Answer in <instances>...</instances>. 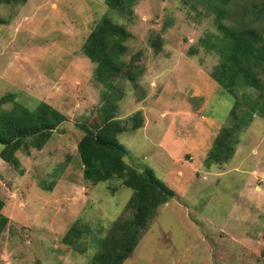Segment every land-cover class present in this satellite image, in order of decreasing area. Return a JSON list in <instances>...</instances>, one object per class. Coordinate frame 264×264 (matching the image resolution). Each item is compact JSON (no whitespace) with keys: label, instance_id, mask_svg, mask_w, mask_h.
Masks as SVG:
<instances>
[{"label":"rangeland","instance_id":"1","mask_svg":"<svg viewBox=\"0 0 264 264\" xmlns=\"http://www.w3.org/2000/svg\"><path fill=\"white\" fill-rule=\"evenodd\" d=\"M105 16L132 33L126 59L144 68L140 88L125 84L117 104V118L141 111L145 120L117 137L125 160L175 192L124 264H264V118L230 161L208 163L232 101L210 75L219 56L199 46L217 30L197 0H139L131 17L107 0H0V98L14 93L31 110L44 101L67 117L42 150L17 152L21 168L0 157L9 218L0 264H92L98 239L133 194L119 181L85 180L78 152V125L102 123L103 87L83 45ZM76 224L83 251L63 242Z\"/></svg>","mask_w":264,"mask_h":264},{"label":"trees","instance_id":"2","mask_svg":"<svg viewBox=\"0 0 264 264\" xmlns=\"http://www.w3.org/2000/svg\"><path fill=\"white\" fill-rule=\"evenodd\" d=\"M138 1L107 0L110 10L130 17ZM197 1L214 14L217 30L216 34L201 38L199 46L219 56L210 75L232 101L228 122L221 127L208 155L209 164H223L233 158L241 136L254 119L264 118V0ZM131 37L124 25L105 16L83 45V54L96 63L95 81L103 87V105L98 109L102 123L78 125L83 133L78 152L84 179L92 183L119 181L133 190L125 211L98 239L92 264H124L134 254L158 209L175 196L151 168L139 170L130 165L125 160L126 148L117 138L140 130L145 124L141 111L123 119L116 116L117 104L125 95L124 85L131 83L140 88L138 81L144 74L135 58L126 59ZM154 45L160 47L161 43L155 41ZM190 52L195 55L197 50ZM9 103L13 105L10 109L5 106ZM66 120V115L47 102L40 101L31 110L16 99V94L8 93L0 98V157L21 168L17 152L42 150ZM53 186L49 184L44 190L51 191ZM4 207L5 202L0 199V238L9 224ZM83 233L84 229L76 224L63 242L83 251Z\"/></svg>","mask_w":264,"mask_h":264}]
</instances>
